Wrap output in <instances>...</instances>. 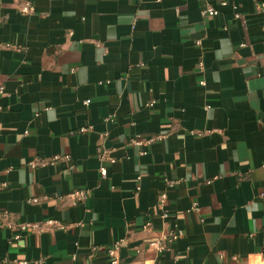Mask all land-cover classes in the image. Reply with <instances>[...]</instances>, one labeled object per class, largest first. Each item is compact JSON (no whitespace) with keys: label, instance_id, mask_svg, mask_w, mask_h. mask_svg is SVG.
Segmentation results:
<instances>
[{"label":"crops","instance_id":"0c3cea01","mask_svg":"<svg viewBox=\"0 0 264 264\" xmlns=\"http://www.w3.org/2000/svg\"><path fill=\"white\" fill-rule=\"evenodd\" d=\"M261 2L0 0V264H264Z\"/></svg>","mask_w":264,"mask_h":264},{"label":"built area","instance_id":"2783aa9c","mask_svg":"<svg viewBox=\"0 0 264 264\" xmlns=\"http://www.w3.org/2000/svg\"><path fill=\"white\" fill-rule=\"evenodd\" d=\"M223 4H227L226 2H223ZM234 9H237V6H234ZM259 9L262 13H264V2H261L259 4ZM23 12H33L34 11V6L31 2H27L23 8H22ZM202 14L207 16V15H217L219 14V10L213 6L208 5L207 7H205L202 10ZM235 17L236 18H240L241 17V13L236 11L235 12ZM136 22L133 23V25H135ZM264 27V26H263ZM198 43H201V41H198ZM6 46H10V44H6ZM205 64L204 62L201 60L198 64V71L200 73L205 72ZM201 84L205 85L206 81L205 79H202L200 81ZM5 94V88L4 86H0V96ZM152 105V104H151ZM108 120H110V118H108ZM88 128H82L81 131L85 132L87 131ZM153 140H155V138H142L141 135H137L133 138L130 139V143L132 145H139L141 146V154H147V149L146 147L151 144L153 142ZM97 154H98V158L101 161H105V160H109L111 162L114 161L113 157H110L108 155V152L105 148H103L102 146L98 147L97 149ZM61 156H55L52 161L55 162L57 159H59ZM68 157V156H66ZM45 160H40V159H35L32 162H30L31 166H36L37 164H40L41 162L44 163ZM101 169H103V166L101 167ZM139 180L141 178V176H138ZM168 186H172L176 183V180H168ZM141 186L139 185L137 187V190H140ZM92 193V189L91 188H79V189H75L72 192H70L69 194H67L64 197H68L70 198L72 204H78L81 202H85L89 196ZM168 199V195L166 192H163L160 196L159 202H160V206L162 208V213H161V217L164 220V231L162 232L161 236H159L156 240H153L152 242H150L151 246H154L157 250L162 251V250H167L170 245L175 242L176 240H178L179 238H181L182 236H184L185 234V230L180 227L177 224L174 225H170V223H168V219L171 215L169 209H167L165 207L166 201ZM30 202H38L39 198H30L29 199ZM193 210H199V204L198 202H194L193 206H192ZM4 216H7L8 213H4ZM48 223L50 224H56L57 222L55 221H48ZM58 225V224H57ZM59 227H64L61 225H58ZM15 228L17 231L14 234V236L12 237L13 240H18L21 239L24 235V233L29 232V231H34L35 229L38 228V224H32V223H14V222H3L0 221V228ZM144 230H148L150 231L153 228V223L152 221H147L144 226H143ZM121 243L120 242H116L111 248H108V252L110 253V255L112 256V262L111 264H118V256H117V252L120 248ZM98 249V247H93L92 248V252H95ZM20 264H25V262H21Z\"/></svg>","mask_w":264,"mask_h":264}]
</instances>
